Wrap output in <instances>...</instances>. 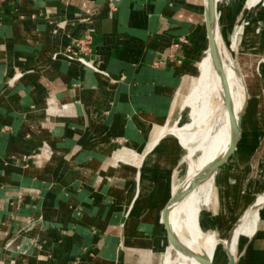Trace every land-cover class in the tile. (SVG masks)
<instances>
[{"label": "crops", "instance_id": "obj_1", "mask_svg": "<svg viewBox=\"0 0 264 264\" xmlns=\"http://www.w3.org/2000/svg\"><path fill=\"white\" fill-rule=\"evenodd\" d=\"M208 51L204 0H0V264H161L176 190L148 230L151 173L158 145L174 172L186 145L153 128L176 130L166 117ZM250 236L235 264H264V226Z\"/></svg>", "mask_w": 264, "mask_h": 264}, {"label": "rangeland", "instance_id": "obj_2", "mask_svg": "<svg viewBox=\"0 0 264 264\" xmlns=\"http://www.w3.org/2000/svg\"><path fill=\"white\" fill-rule=\"evenodd\" d=\"M217 1L219 27L226 48L234 62L238 65H244V70L251 73L252 85L255 84L252 86V98L246 100V109L242 116L238 139L234 144V153L232 157L230 156L231 160L229 159L224 167L215 171L213 189L209 194L210 198L200 190L195 198L202 215L201 224L205 225L207 231L215 233L218 239L223 238L224 240L215 249L213 264H227V258L224 257V247H226L225 242L230 247L227 240L231 226L245 207L250 205L255 196L264 191V154L254 158L258 148L264 142V0ZM203 49L202 46L199 57ZM194 72L195 67L192 74ZM188 79L189 76L184 79L175 98L171 114L166 117L175 123L174 128L176 130L170 127L168 120L167 129L176 131L177 135L181 137L183 145L197 149L204 142V135L215 133L220 122L218 116L209 120L212 118L211 113L216 101L211 100L209 96H206L207 98L199 97L200 80L198 76L195 82L197 92L193 95L190 93L191 98L188 97L186 94L189 89ZM186 97L188 98L186 99ZM164 121L165 119L161 121V124ZM174 140L178 144L176 139ZM167 148V143L158 145L157 159L151 173L155 192L153 198H150V210L145 217L148 230H150L159 209L173 192V184L182 178L183 173L188 169L187 166L189 167L186 156L191 153V150L182 148V164L178 171L174 172L173 169L166 168ZM197 155L198 153L194 151L191 157L195 160ZM207 197L209 198L208 202H206ZM263 215L264 204L252 220L243 227L237 245V253L252 237L248 236L255 229L257 221L259 226L261 224L264 226ZM203 218H205L206 224H204ZM158 225L163 228L160 215ZM142 238L147 239V237ZM171 243L172 240L165 239L156 245L157 248L164 247V250L162 249L164 253ZM151 244L152 242L148 241V246ZM188 247L185 244L177 246L171 251L170 260H166L165 263L161 259V264H189L190 248Z\"/></svg>", "mask_w": 264, "mask_h": 264}, {"label": "bare ground", "instance_id": "obj_3", "mask_svg": "<svg viewBox=\"0 0 264 264\" xmlns=\"http://www.w3.org/2000/svg\"><path fill=\"white\" fill-rule=\"evenodd\" d=\"M214 24L220 67L214 66L208 51L202 55L196 65L194 74L189 77V80L191 83L195 82L197 71L198 78L200 80L199 97L204 98L209 96L211 100L216 101L214 109L211 113L212 118L209 120L214 119V116H218L220 126L218 129L216 128L217 130L215 133L210 135L206 133L204 135V142L197 149L185 146L187 149L191 150V153L186 156L187 161H189V167L187 166L188 169L183 173L184 175L182 178L175 181L172 187L173 191L176 190L170 208L172 209L171 219L174 235L170 239V241L172 240V243L167 249H165L162 255L163 261L164 259L170 260L171 251L174 248L185 244L189 246L188 248H190L189 264H213L215 249L217 245L224 241L223 238L218 239L215 233L207 231L205 229V225L201 224L200 220L202 215L199 211L195 198L199 190L204 192L208 197L209 194H211L210 192L213 189L215 172H210V168L213 163L225 155L229 147L234 145L235 141H237V134L236 131H234L235 124L239 115H241L242 120L243 113L246 109V100L252 98V86L255 84L252 85L253 79L250 77L251 73L244 70V65L236 64L231 57L223 41L216 17ZM188 97L190 96L188 95ZM188 97H186V99ZM167 125V120L161 125H156L153 128L154 133L152 139L155 140L163 136L177 134L176 131L167 129ZM194 151L198 153L195 160L191 157V154ZM263 154L264 142L261 147L258 148L254 158H258ZM141 157V154H137L129 149L124 150L123 153L118 156L121 160L124 159L127 162H132V164L136 167L139 165ZM147 185L148 183L145 181L142 189L143 193L146 191ZM208 197L206 198V202L209 201L210 197ZM254 202L255 204L253 205L252 203ZM263 204L264 191L255 196L250 205L247 206V208L249 206L250 208L247 210L238 226L231 233L230 238L228 237L227 242L230 244V247L225 242L226 248L230 253V257H233L234 260L240 233L244 224L254 214L255 210ZM174 213L175 216H173ZM203 221L204 224H206L205 218H203ZM140 246H143L144 248L149 247L148 240L133 239L129 248L137 249Z\"/></svg>", "mask_w": 264, "mask_h": 264}, {"label": "water", "instance_id": "obj_4", "mask_svg": "<svg viewBox=\"0 0 264 264\" xmlns=\"http://www.w3.org/2000/svg\"><path fill=\"white\" fill-rule=\"evenodd\" d=\"M215 17H216V5H215L214 0H204V23H205V30H206L207 41H208V46H209V55L214 63V66L218 67L220 65V60H219L218 45L216 43V33H215V24H214ZM240 121H241V115L238 116L236 124H235L234 131H236V134H237L236 140L238 138L239 131H240ZM234 150H235V145H231L229 149L227 150V152L225 153V155H223L219 160L213 163L212 167L210 168L211 170L210 172L214 173L217 169H221L222 167H224L228 163L229 159L231 160ZM172 200H173V197H171L168 200V202L165 204L162 210L161 216H162V219H164V221H165L168 205L172 202ZM252 204L254 205L255 202ZM246 208L241 213V215L238 216L235 223L230 228L229 230L230 233L228 236L229 238L231 236V233L234 231V229L238 226V224L243 219L245 213L250 208V206L247 209ZM228 264H235V260L233 257L229 258Z\"/></svg>", "mask_w": 264, "mask_h": 264}, {"label": "built area", "instance_id": "obj_5", "mask_svg": "<svg viewBox=\"0 0 264 264\" xmlns=\"http://www.w3.org/2000/svg\"><path fill=\"white\" fill-rule=\"evenodd\" d=\"M59 56H64V54L62 52H56L52 55V59H56L58 58Z\"/></svg>", "mask_w": 264, "mask_h": 264}]
</instances>
